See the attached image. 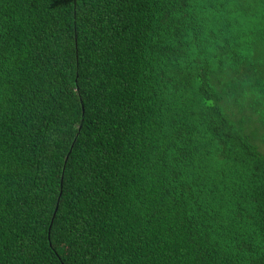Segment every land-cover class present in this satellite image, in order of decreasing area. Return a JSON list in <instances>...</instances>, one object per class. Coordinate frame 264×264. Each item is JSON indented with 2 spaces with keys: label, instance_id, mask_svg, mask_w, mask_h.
<instances>
[{
  "label": "trees",
  "instance_id": "1",
  "mask_svg": "<svg viewBox=\"0 0 264 264\" xmlns=\"http://www.w3.org/2000/svg\"><path fill=\"white\" fill-rule=\"evenodd\" d=\"M261 145L264 0H0V264H264Z\"/></svg>",
  "mask_w": 264,
  "mask_h": 264
},
{
  "label": "rangeland",
  "instance_id": "2",
  "mask_svg": "<svg viewBox=\"0 0 264 264\" xmlns=\"http://www.w3.org/2000/svg\"><path fill=\"white\" fill-rule=\"evenodd\" d=\"M263 132V130H260V133H262ZM262 146V145H261ZM262 150L264 151V147L262 146Z\"/></svg>",
  "mask_w": 264,
  "mask_h": 264
}]
</instances>
